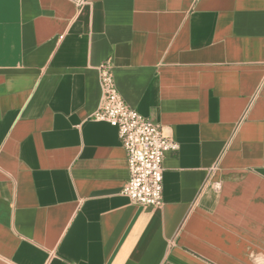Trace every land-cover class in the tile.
Returning a JSON list of instances; mask_svg holds the SVG:
<instances>
[{
  "label": "crops",
  "instance_id": "0c3cea01",
  "mask_svg": "<svg viewBox=\"0 0 264 264\" xmlns=\"http://www.w3.org/2000/svg\"><path fill=\"white\" fill-rule=\"evenodd\" d=\"M108 60L178 143L133 203ZM0 264H264V0H0Z\"/></svg>",
  "mask_w": 264,
  "mask_h": 264
},
{
  "label": "built area",
  "instance_id": "2783aa9c",
  "mask_svg": "<svg viewBox=\"0 0 264 264\" xmlns=\"http://www.w3.org/2000/svg\"><path fill=\"white\" fill-rule=\"evenodd\" d=\"M101 100L93 119L115 126L125 151L128 178L121 193L138 205L161 207L163 188L162 162L178 143L163 133L160 125L130 107L119 93L111 64L99 66Z\"/></svg>",
  "mask_w": 264,
  "mask_h": 264
}]
</instances>
